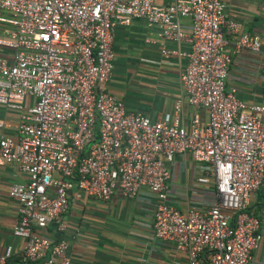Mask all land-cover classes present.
Instances as JSON below:
<instances>
[{"label":"built area","instance_id":"2783aa9c","mask_svg":"<svg viewBox=\"0 0 264 264\" xmlns=\"http://www.w3.org/2000/svg\"><path fill=\"white\" fill-rule=\"evenodd\" d=\"M225 1L0 0V107L17 115L16 138L0 137V166L27 177L7 190L17 205L11 234L23 242L15 264H69L66 241L41 232L66 210L70 190L105 202L141 188L155 198L154 238L185 253L187 264H200L202 254L206 264L249 263L261 239L247 206L264 190V73L256 104L225 92L223 32L237 35L236 50L264 58V45L224 18ZM132 20L157 30L161 56L185 60L178 81L204 121L194 113L180 126L178 104L171 117L151 121L107 91L113 28ZM181 154L206 167L196 179L212 184L206 208L167 204L166 164ZM54 230L65 226L59 221ZM12 253L5 247L0 264Z\"/></svg>","mask_w":264,"mask_h":264},{"label":"crops","instance_id":"0c3cea01","mask_svg":"<svg viewBox=\"0 0 264 264\" xmlns=\"http://www.w3.org/2000/svg\"><path fill=\"white\" fill-rule=\"evenodd\" d=\"M173 0H154L166 5ZM223 15L239 25V33L257 35L264 45V0H226ZM188 29V20H180ZM6 28L0 25V30ZM237 35L224 30L223 49L229 55L224 91L246 104L259 101L264 73V58L247 50H236ZM161 42L157 30L143 20H132L127 26L116 25L111 41L112 75L107 91L121 100L126 112L138 113L151 121L171 117L175 104L179 105V125L187 126L197 113L205 120V111L193 108L179 84L178 76L185 60L177 56L164 58L160 54ZM167 49L187 51V45L165 43ZM6 51L0 50V54ZM0 137L16 138L17 115L0 107ZM169 172L167 204L177 210H200L214 200L211 183L199 184L196 179L204 175L205 166L194 163L188 154L176 155L166 164ZM27 181L14 166H0V256L5 247L13 250L4 264H15L23 242L11 234L16 222V202L7 195L8 187ZM154 196L139 189L136 196L122 198L113 195L108 201L89 198L77 190L67 194L66 210L41 233L53 239H64L69 264H187L186 255L173 244L154 238L152 233ZM247 211L259 221L261 239L251 254L248 264H264V190L249 197ZM65 230L56 233L57 222ZM200 264H206L205 254Z\"/></svg>","mask_w":264,"mask_h":264}]
</instances>
